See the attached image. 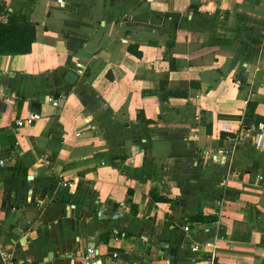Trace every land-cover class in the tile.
<instances>
[{"label": "crops", "instance_id": "1", "mask_svg": "<svg viewBox=\"0 0 264 264\" xmlns=\"http://www.w3.org/2000/svg\"><path fill=\"white\" fill-rule=\"evenodd\" d=\"M0 8L35 27L28 54L0 55V243L17 264H89L87 246L101 264H264V0Z\"/></svg>", "mask_w": 264, "mask_h": 264}, {"label": "trees", "instance_id": "2", "mask_svg": "<svg viewBox=\"0 0 264 264\" xmlns=\"http://www.w3.org/2000/svg\"><path fill=\"white\" fill-rule=\"evenodd\" d=\"M0 8V15L4 14ZM35 39V27L23 15L8 14L5 23L0 21V55H25L30 52ZM128 51L140 55L136 47L129 46ZM174 70V67H171ZM223 136V134H221ZM150 198L154 202H165L166 199L151 191ZM105 240L104 243H107Z\"/></svg>", "mask_w": 264, "mask_h": 264}, {"label": "built area", "instance_id": "3", "mask_svg": "<svg viewBox=\"0 0 264 264\" xmlns=\"http://www.w3.org/2000/svg\"><path fill=\"white\" fill-rule=\"evenodd\" d=\"M57 3L62 4V0H57ZM57 105H58V103L56 101H54L52 103V106H54V107H57ZM40 119H41V117L39 114H29L25 118H21V119L16 120L15 125H16V128L18 130H20V128L23 126L34 125ZM188 231H189V227L187 225H185L183 227V232H188ZM191 250L193 252H198L199 247L197 245H194V246H192ZM85 254H86L85 255L86 260L89 264H101L100 260L94 259L96 254H95V250L93 247L87 246V248L85 250ZM110 256L115 258V257H117V254L111 253ZM0 264H17V262L14 260L12 252H10L9 250H6L4 248V246H2L1 243H0Z\"/></svg>", "mask_w": 264, "mask_h": 264}, {"label": "water", "instance_id": "4", "mask_svg": "<svg viewBox=\"0 0 264 264\" xmlns=\"http://www.w3.org/2000/svg\"><path fill=\"white\" fill-rule=\"evenodd\" d=\"M66 75H67V78H69V79H68V82H69V83H71V81L73 82L74 74L71 73V72H68ZM8 230H9L10 232H12V234H14L16 237H20V233H19L16 229H14L12 226H8ZM24 240H25V238L22 237L21 240H20V242H19L20 246H23V245H24ZM85 255H86V254L84 253V256H85ZM52 259H53V255H52V253H49V254L47 255V258H45V259L43 260V263L47 262L48 260L50 261V260H52ZM43 263H42V264H43Z\"/></svg>", "mask_w": 264, "mask_h": 264}, {"label": "rangeland", "instance_id": "5", "mask_svg": "<svg viewBox=\"0 0 264 264\" xmlns=\"http://www.w3.org/2000/svg\"><path fill=\"white\" fill-rule=\"evenodd\" d=\"M6 20H7V16H6ZM1 21V20H0ZM2 22V21H1Z\"/></svg>", "mask_w": 264, "mask_h": 264}]
</instances>
